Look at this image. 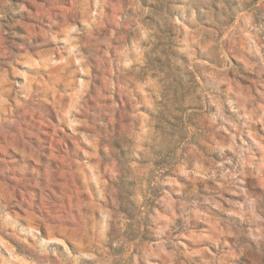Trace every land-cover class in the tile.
<instances>
[{"label": "clouds", "instance_id": "1", "mask_svg": "<svg viewBox=\"0 0 264 264\" xmlns=\"http://www.w3.org/2000/svg\"><path fill=\"white\" fill-rule=\"evenodd\" d=\"M0 264H264V0H0Z\"/></svg>", "mask_w": 264, "mask_h": 264}]
</instances>
